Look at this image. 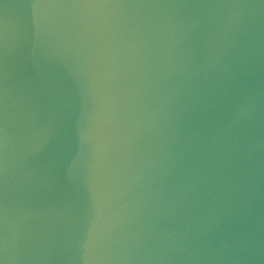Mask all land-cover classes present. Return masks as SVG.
<instances>
[{
  "label": "water",
  "instance_id": "95a60500",
  "mask_svg": "<svg viewBox=\"0 0 264 264\" xmlns=\"http://www.w3.org/2000/svg\"><path fill=\"white\" fill-rule=\"evenodd\" d=\"M0 264H264V0H0Z\"/></svg>",
  "mask_w": 264,
  "mask_h": 264
}]
</instances>
